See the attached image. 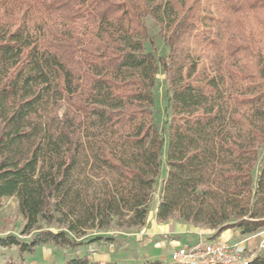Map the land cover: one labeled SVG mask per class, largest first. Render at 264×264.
Returning a JSON list of instances; mask_svg holds the SVG:
<instances>
[{
	"label": "trees",
	"instance_id": "trees-1",
	"mask_svg": "<svg viewBox=\"0 0 264 264\" xmlns=\"http://www.w3.org/2000/svg\"><path fill=\"white\" fill-rule=\"evenodd\" d=\"M159 67L166 141L153 111ZM263 143L264 0H0V205L15 197L23 221L21 237H0L17 249L5 264H28L42 245L113 244L84 241L89 231L144 227L163 155L157 222L203 226L211 239L256 233ZM49 264L126 263L83 252Z\"/></svg>",
	"mask_w": 264,
	"mask_h": 264
},
{
	"label": "rangeland",
	"instance_id": "rangeland-1",
	"mask_svg": "<svg viewBox=\"0 0 264 264\" xmlns=\"http://www.w3.org/2000/svg\"><path fill=\"white\" fill-rule=\"evenodd\" d=\"M144 22L148 29L149 35L153 39L154 46L156 49V56L164 58L167 52V46L162 36L158 32V26L150 18H145ZM145 47H146V50L148 51L150 50L149 44H146ZM170 94H171L170 90L166 83V74L159 67L155 75L154 86L152 88V95L154 99L153 111H154V121L161 135L165 139V141H166V136H167V125H168V120H169V115H170V112H169ZM165 147H166V142L164 143V147H163L164 151H165ZM258 161H264V143L258 149ZM257 165H255L253 169V178L256 177ZM165 174H166V167H165L164 155H163L161 172L159 176L157 177V179L155 180V183L153 186L152 198L148 206L147 214L154 211V208L156 209L157 207V204L161 196L162 182L164 180ZM146 220H147V217H146ZM167 221H179V220L169 219ZM22 224H23V221H22V217L18 210L17 199L15 197L3 198L1 200V205H0V237H3L7 234H14L18 237H21L20 230H21ZM195 227H199L200 229H203V230L204 229L209 230V228H205L203 226H195ZM138 229L140 228H131L129 230H124V231H117V230H112V229H108L102 232L89 231L87 236H85L83 240L86 241L92 236L97 235V234H104L107 236H112L114 240L113 244L112 246L108 245L107 247H109L110 249L114 248L116 252L122 250L124 252H127V254H129L128 256H133L135 254L137 255L136 252H137V246L139 245V243H138V240L133 235L129 237L127 233L134 232ZM209 236L210 237H207L206 235H204V237L200 240L209 241L211 239L212 234ZM180 240L184 241L183 238H180ZM94 244L96 243H93L90 245L92 248L96 249L97 247ZM99 246H102V247H98L97 249L100 250L99 252L102 254V256H104L103 249L105 248L103 246L105 245H99ZM86 248H89V245L87 247L85 246V248L78 247L73 250L67 247L42 245V246L37 247L33 255H26L25 259L28 264H49L52 262L61 263L67 257L75 253L82 254L83 252H85L84 250ZM263 252L262 251L258 252V255L262 254ZM92 253H94V251ZM16 254H17V249L15 246H12L10 248L0 247V264H5V262L9 259V257L16 258ZM116 256H119V254H116ZM165 261L166 262L169 261V255L165 258Z\"/></svg>",
	"mask_w": 264,
	"mask_h": 264
},
{
	"label": "crops",
	"instance_id": "crops-1",
	"mask_svg": "<svg viewBox=\"0 0 264 264\" xmlns=\"http://www.w3.org/2000/svg\"><path fill=\"white\" fill-rule=\"evenodd\" d=\"M155 210L154 208V211L147 214L144 227L134 232L127 233L129 237L133 235L138 240L137 255L128 256L129 254H127V252L122 250L116 252L114 248L110 249L107 247L108 245H105L103 246L105 248L103 249L104 256H102L99 252L100 250L97 249L102 246L96 244H94L97 247L96 249L89 245V248H86L84 251L90 258L101 262L119 261L126 264H139L144 260L158 259L165 263H171L170 260L166 262L165 258L175 248L196 243L198 240L202 239L204 235L210 237L209 235L213 233L211 229L203 230L181 220L157 222L154 217ZM175 235L178 237H175ZM180 238H183L184 241H181ZM216 240L228 241L230 243L245 240L242 246L252 252H260L262 251L261 245L264 243V228L249 235H240L238 230L229 229L224 231ZM93 251L94 253H92ZM116 254H119V256H116Z\"/></svg>",
	"mask_w": 264,
	"mask_h": 264
},
{
	"label": "built area",
	"instance_id": "built-area-1",
	"mask_svg": "<svg viewBox=\"0 0 264 264\" xmlns=\"http://www.w3.org/2000/svg\"><path fill=\"white\" fill-rule=\"evenodd\" d=\"M245 240L230 243L228 241H198L190 245L175 248L169 253L171 263L187 264H248L258 252H252L242 246ZM264 251V243L261 245Z\"/></svg>",
	"mask_w": 264,
	"mask_h": 264
}]
</instances>
